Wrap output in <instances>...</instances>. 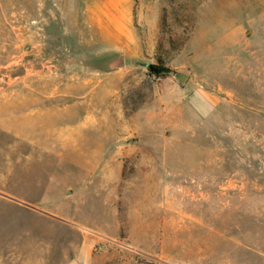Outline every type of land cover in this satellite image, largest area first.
<instances>
[{"label":"rangeland","instance_id":"374dc122","mask_svg":"<svg viewBox=\"0 0 264 264\" xmlns=\"http://www.w3.org/2000/svg\"><path fill=\"white\" fill-rule=\"evenodd\" d=\"M73 262L264 264V0H0V264Z\"/></svg>","mask_w":264,"mask_h":264},{"label":"trees","instance_id":"16d2710c","mask_svg":"<svg viewBox=\"0 0 264 264\" xmlns=\"http://www.w3.org/2000/svg\"><path fill=\"white\" fill-rule=\"evenodd\" d=\"M149 72L152 75H161L164 72V69L159 65H150Z\"/></svg>","mask_w":264,"mask_h":264},{"label":"water","instance_id":"95a60500","mask_svg":"<svg viewBox=\"0 0 264 264\" xmlns=\"http://www.w3.org/2000/svg\"><path fill=\"white\" fill-rule=\"evenodd\" d=\"M124 66V57L123 56H120L119 59L114 62L113 64H111V68L114 69V68H123Z\"/></svg>","mask_w":264,"mask_h":264},{"label":"bare ground","instance_id":"6f19581e","mask_svg":"<svg viewBox=\"0 0 264 264\" xmlns=\"http://www.w3.org/2000/svg\"><path fill=\"white\" fill-rule=\"evenodd\" d=\"M232 35V34H231ZM235 37V36H234ZM241 42V41H240ZM250 43V42H249ZM76 262V261H75ZM75 262H73L72 264H75Z\"/></svg>","mask_w":264,"mask_h":264}]
</instances>
